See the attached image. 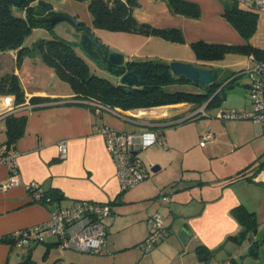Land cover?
Returning <instances> with one entry per match:
<instances>
[{
    "label": "crops",
    "instance_id": "obj_1",
    "mask_svg": "<svg viewBox=\"0 0 264 264\" xmlns=\"http://www.w3.org/2000/svg\"><path fill=\"white\" fill-rule=\"evenodd\" d=\"M37 1L33 0L32 4ZM45 1L52 4V1L57 0ZM136 1L138 4L133 14L139 22L156 28L180 29L184 38L180 44L190 46L199 40L230 45L243 43L239 33L222 15L221 0H188L199 5L201 13L198 18L173 14L165 0ZM52 7L57 11L53 4ZM260 14L264 19V12ZM61 28L69 34V41L76 42L74 28L67 25ZM39 29L42 28L35 31ZM90 29L98 37L94 29ZM140 36H143L140 37L143 38L142 44L156 40V37L160 42L169 45L174 43L159 36ZM138 48L131 51L135 53ZM123 49L119 48L118 51L121 53L128 50ZM17 55V49L0 52V78L9 73L14 74L24 91V100L19 104H15L14 95L0 93V145L6 140L4 117L8 113L26 116L24 133L15 143L14 164L20 183L6 189L0 187V238L17 229L42 223L55 206L67 207L83 199L110 202L112 205L117 200L121 190L115 164L99 131L101 127L125 132L162 126L163 141L145 149L149 150L157 148L159 144H166L169 137H164V128L188 118L180 117L182 111L197 112L202 107L179 103L129 110L117 108L121 110L119 114L104 110L97 116L90 107L73 99L69 87L63 85L64 82L42 62L38 54L25 53L19 60ZM148 55V52L142 54L143 57ZM172 59L209 69L214 72V80L219 81L214 68L202 66V61L197 60L194 53L187 59ZM195 90L200 89L196 87ZM32 96L48 97L50 100L30 103ZM238 120H226L222 124L211 121L207 130L213 135L208 146L218 147L219 152L207 148L205 151L208 153H204L218 160L228 170L213 174L212 178H197L196 183L188 182V177L171 180L169 183H160L156 177L149 181L159 191L158 195L163 196L162 199L167 202L166 216H162L166 235L153 248L144 250L141 257L143 264H264V166H260L264 163V136L258 134L252 120ZM203 134L202 131L199 133L201 139ZM62 140L66 142L64 158L58 156L57 148L58 142ZM200 146L206 148L207 144ZM147 157L152 161L149 154ZM165 166L161 164L159 170ZM242 169L244 176L236 178ZM188 170L201 171L197 166L188 167ZM9 173L7 166L0 163V184L7 180ZM31 181L39 183L43 189H59L63 193L62 199L49 205L32 201V195L24 187ZM194 185L199 186V195L197 192V195H192ZM238 206L254 212L258 221L257 230L252 236V241L256 240L253 246L251 240L237 243L233 239V236L244 230V226L233 214V209ZM169 216L172 220L167 221ZM183 223L186 228L182 227ZM171 229L178 233L181 230V236L170 235ZM107 230L109 233L108 225ZM40 245L43 246L40 250L43 264H55L58 259H51L49 254L53 250L60 254V251L55 239L51 238L28 248L0 241V264H29ZM198 245L214 251L209 260L198 258ZM26 257L29 261L21 262ZM65 257L66 252L59 258L62 264Z\"/></svg>",
    "mask_w": 264,
    "mask_h": 264
},
{
    "label": "trees",
    "instance_id": "obj_2",
    "mask_svg": "<svg viewBox=\"0 0 264 264\" xmlns=\"http://www.w3.org/2000/svg\"><path fill=\"white\" fill-rule=\"evenodd\" d=\"M32 1L20 0L19 4H13L10 0H0V52L17 49L18 60L25 53L38 54L42 62L53 70L56 77L68 85L76 102L90 107L94 113L96 105L102 108L99 113H96L97 116L104 110L114 108L129 110L179 103H191L194 107L202 106L204 108L210 105H218L222 100L221 96H219L220 91L225 87L238 83L237 77L240 72H232L227 78L219 81L214 80L212 84L204 86L198 82L188 80L183 75H174L171 71L170 63L160 60H127L120 66L113 65L106 59L100 61L106 64V68L117 77L130 70L139 78V82L136 85L124 84L120 80L117 83H112L107 78L90 72L88 64L75 49L77 42L53 36L51 38H39L31 44L27 43L26 40L34 29L42 28L49 33H53L54 27L59 21L52 22L51 18L61 14V12L55 11L52 4L48 1L38 0L35 4H32ZM165 1L175 15L191 18L200 16V7L196 2L188 0ZM221 1L223 7L222 15L236 29L243 39V43L230 45L208 43L203 40L192 42L190 46L196 59L201 61L215 60L224 57L227 53L238 51L247 55L252 54L255 59H264V49L255 47L250 43V38L257 26L258 13L242 8L234 1L232 3ZM137 4L136 0H88V7L95 27L111 31L139 33L147 36L154 35L174 42L184 41L180 29L172 27L156 28L139 22L133 14ZM13 7L20 11L19 15L13 13ZM76 22L79 25V31L84 27L90 29L83 21L76 20ZM75 31L77 30L75 29ZM94 37L99 42V53L106 56L109 53L108 48L98 37L95 35ZM249 78L246 83H243L246 90L249 85ZM174 82L189 83L200 90L196 92L166 90V87ZM0 93L14 95L15 104H19L24 100V91L17 76L12 73L0 78ZM48 100H50L48 97L32 96L29 102L38 103ZM236 111L245 112L247 110ZM4 120L6 124V140L0 145L5 146L1 157L11 160L13 159L11 155L16 153L15 143L24 133L26 116L8 113ZM260 166H264V163ZM242 172L243 169L238 171L235 177L244 176V172ZM122 191L120 194H122ZM29 192L32 195V191ZM62 197L63 193L57 188L49 187L43 189L41 187L39 200H35L32 196L31 199L32 201L49 205L59 202ZM119 197L120 195H118L117 199ZM58 207L55 206L53 208ZM233 214L244 226L243 232L233 236V239L237 243H241L245 239L252 241L253 233L256 232L258 227L254 212L248 211L243 206H238L233 209ZM0 241L14 244L12 234L1 237ZM255 243L256 240H253L251 245L253 246ZM196 253L200 260L207 261L214 254V251L209 250L204 245H198ZM28 261L29 258L26 257L21 262Z\"/></svg>",
    "mask_w": 264,
    "mask_h": 264
},
{
    "label": "rangeland",
    "instance_id": "obj_3",
    "mask_svg": "<svg viewBox=\"0 0 264 264\" xmlns=\"http://www.w3.org/2000/svg\"><path fill=\"white\" fill-rule=\"evenodd\" d=\"M224 1L232 3L231 0ZM52 2L56 10L62 12L61 14H66L74 17L76 20L83 21L87 26L94 29L99 40L106 45L109 52L120 53L118 50L123 47L124 49H128H123L124 51L120 53L124 56L125 61L142 60L145 58L171 63L172 61H181L172 58L187 59L193 56L191 46L180 44V42H174L169 45L160 42L157 40L159 38L156 37V40H150V42L142 44L143 38L140 37L143 36L140 35L143 34L111 31L105 28L95 27L92 14L88 7V0H57ZM12 10L14 14L19 15L20 11L17 8L13 7ZM64 25L72 28L67 21H59L53 33H49L44 29L36 31L34 29L26 41L31 44L32 40L36 41L39 38H51L53 36H63L67 40H71L69 34L61 28ZM76 42L75 49L86 61L91 73L107 78L112 83H117L120 80L119 77L106 68V64L91 58L78 44V38ZM250 43L255 47L264 49V19H262L261 14L258 15L257 26L250 38ZM140 44H142V47H139ZM134 48H138L135 53L131 51ZM145 52H148V57L142 56ZM254 65L255 61L249 55L239 51L227 53L219 59L202 61V66L214 68L217 72L218 80L227 78L232 72H240V75L237 77L238 83L225 87L220 91L219 96H221L222 100L218 105L205 107V116H200L199 112L192 110L182 111L183 113L181 112L180 117H188V119L185 122L181 121L182 123L178 122L177 124L164 128V137H169L165 145L159 144L157 148L143 150L139 153L143 164L149 169V176L136 185L123 190L120 197L112 203L111 214L103 219L109 227V233L107 235L106 245L101 253L91 254L67 250L66 257L63 260L64 264H143L141 260L142 254L144 253L142 243L151 230L147 216L158 212L161 216L165 217V211L167 210V202H164L165 199H162L163 196L158 195L159 191L152 184H149V181L152 177H156L160 183H169L171 180H181V178L188 177V182L196 183L198 182L197 178L200 179L202 177L203 180L209 177L212 178L213 174L228 170V168H223L218 160L216 161L215 158H211L204 153H208V151H205L207 148L215 152H219V149H217L218 147H214V145L208 146L210 144H208L209 141L206 143L207 147L202 148L200 146L201 136H199V133L201 131L205 133L210 128L209 123L211 121L219 124L225 123L217 117L220 111H242L252 107L251 100L248 97L243 83L249 78V70ZM63 85L68 87L65 83ZM195 88L196 86L189 83L174 82L169 84L166 90L196 92ZM197 117L198 119L196 120L195 118ZM241 120H247V118H242L238 121ZM147 154H149V158L152 161L148 159ZM154 164H165L166 166L162 167L159 171L152 172L150 167ZM193 166H197L201 171L188 170V167ZM193 189L192 195H197L196 192L198 195L200 194L199 186L194 185ZM204 192L208 194L206 191ZM168 220H172V217H167ZM177 234L178 231H172L171 229L170 235L179 237ZM51 240H54V238H51ZM38 248L29 264H43L42 254H40L43 246L40 245ZM49 257L51 259L61 258L59 252L56 250H53L49 254Z\"/></svg>",
    "mask_w": 264,
    "mask_h": 264
},
{
    "label": "built area",
    "instance_id": "obj_4",
    "mask_svg": "<svg viewBox=\"0 0 264 264\" xmlns=\"http://www.w3.org/2000/svg\"><path fill=\"white\" fill-rule=\"evenodd\" d=\"M238 6L257 13L264 12V0H231ZM255 61L254 67L249 70L250 78L247 88L248 97L251 100L252 107L245 112L220 111L217 117L223 121L247 118L256 125L258 134H264V59H255L252 54L249 55ZM102 109L99 105L95 107V113ZM107 111L119 114L121 110L107 109ZM197 112L200 116H205L204 107ZM162 126L147 128L136 131H116L113 128L101 127L102 134L107 151L111 156L116 169V176L119 181L120 190L128 189L149 176V169L143 164L139 153L163 141ZM213 138L210 131L202 135L200 145H205ZM58 156H66V142L59 141L57 144ZM5 146H0V163L7 166L10 173L6 181L0 184L2 189L14 186L20 183L19 174L14 164L16 153H13V159L8 160L1 157ZM27 191H32V197L39 200L41 195V186L35 181L24 185ZM111 214L110 202H98L94 200H76L67 207L52 208L49 211L48 218L42 223L17 229L12 233L14 244L19 247H30L37 243H44L49 238H54L60 251L61 257L67 250L86 252L92 254L101 253L106 245V236L108 233L107 224L103 219ZM148 223L150 233L143 241V249L150 250L157 245L166 235V229L163 217L154 212L149 215ZM225 262L224 264H227ZM55 264H62L57 260Z\"/></svg>",
    "mask_w": 264,
    "mask_h": 264
},
{
    "label": "water",
    "instance_id": "obj_5",
    "mask_svg": "<svg viewBox=\"0 0 264 264\" xmlns=\"http://www.w3.org/2000/svg\"><path fill=\"white\" fill-rule=\"evenodd\" d=\"M10 1L13 4L20 3V0ZM51 21H67L72 28L76 29L78 32H75V36L76 39L78 38V44L94 60L99 62L106 59L109 63L116 66L123 65L126 62L124 56L118 52H109L106 56L100 54L98 51L99 42L96 41L92 31L87 27H84L79 31V25L73 17L66 14H58L51 18ZM170 68L174 75H183L188 80L198 82L204 86L210 85L214 82V72L209 69L198 68L190 63H184L181 61H172L170 63ZM119 78L120 82L124 84L136 85L139 82V78L130 70L125 71ZM159 168L160 165L155 164L150 167V170L156 172ZM182 227L186 228V224ZM181 232L182 231L180 230L178 233L180 236Z\"/></svg>",
    "mask_w": 264,
    "mask_h": 264
}]
</instances>
